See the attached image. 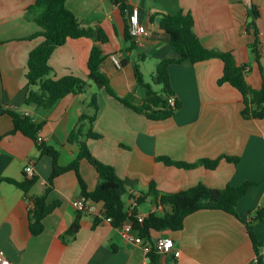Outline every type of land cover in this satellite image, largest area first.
<instances>
[{
    "label": "crops",
    "instance_id": "1",
    "mask_svg": "<svg viewBox=\"0 0 264 264\" xmlns=\"http://www.w3.org/2000/svg\"><path fill=\"white\" fill-rule=\"evenodd\" d=\"M68 0V7L85 27H102L109 36L113 53L101 69L121 95L132 93L136 104L143 103L145 87L138 84L134 65L143 66L154 60L156 66L164 58H175L177 51L167 32L161 28L162 14L180 11L194 18V29L203 44L210 48L234 53L239 65L247 64V81L254 88L264 85V0ZM36 0H0V178H25V166L32 164L39 176L29 197L41 195L53 170V158L42 155L36 142L22 132L9 134L14 128L7 110H16L41 123L39 135L46 144L60 150L61 166L72 162L79 147L68 138L84 113H93L91 94L96 92L99 111L94 130L102 135L88 139L92 154L115 167L117 174L131 191L148 192L152 182L163 192H176L198 183L212 188L227 184L240 185L247 180L255 183L238 204L239 218L224 210L202 209L191 213L180 230L152 232L146 245L156 249L159 237L170 236L181 251L160 254L159 264H256L254 243L243 220L252 219L256 208L264 206V118L243 114L242 93L230 83L220 84L224 62L212 58L193 63L185 61L169 66L170 80L182 107L164 120H153L126 106L105 89L91 86L86 92L70 93L52 108L45 109L26 103L27 63L31 51L43 37L32 36L41 30L29 15L28 8ZM257 5L260 45L257 53L250 44L254 33L247 29ZM139 10V18L148 34L132 49L125 37L130 13ZM94 40L89 37L70 38L57 47L51 57L56 77L74 74L83 78L89 72L88 59ZM113 56L126 59L116 66ZM146 79V77H145ZM195 164L179 167L159 157ZM223 156L237 157V163ZM202 159H219L215 168L201 163ZM200 162V163H199ZM80 173L89 192L98 185L99 173L87 160L80 162ZM83 199L75 171L59 175L49 202L60 205L45 220V229L34 235L30 228L29 199L17 185L0 183V249L16 264H143L147 257L145 244L131 243L120 228L103 218V203L92 202L81 220L76 237L65 243L62 234L77 216L75 202ZM127 206L130 197L126 196ZM139 213L162 214L151 197L139 205ZM102 217L94 226L95 217ZM255 231L264 240V221H255ZM153 246V247H152Z\"/></svg>",
    "mask_w": 264,
    "mask_h": 264
},
{
    "label": "trees",
    "instance_id": "2",
    "mask_svg": "<svg viewBox=\"0 0 264 264\" xmlns=\"http://www.w3.org/2000/svg\"><path fill=\"white\" fill-rule=\"evenodd\" d=\"M68 0H36V3L28 8L27 15L31 16L41 27L32 38L42 36L43 40L30 53L27 63V92L26 103L52 108L60 99L70 93L79 94L86 92L91 86L105 89L107 93L133 110L145 114L153 120H164L175 114L182 107L181 102L176 98L175 104L169 102L170 97H176L171 85L169 66L180 64L185 61L193 63L219 58L224 62V72L219 78L220 84L230 83L243 95L245 108L243 114L251 117L264 118V85L261 88H254L246 78L247 64L239 65L235 55L231 51H221L206 47L194 29V18L189 13L182 11L175 14H162L160 26L170 37L172 46L177 51L175 58L162 59L153 76L154 82L162 84L161 90H156L152 83L146 81L139 64L134 65L136 80L139 85L145 87L146 97L141 104H136L132 100V93L121 96L112 86L109 76L102 71L101 66L104 60L113 51L110 47V39L106 31L100 27H85L81 24L76 14L68 7ZM121 10L126 9L123 0H117ZM253 20L247 25V29L253 31L254 41L250 47L258 56V46L260 45V30L257 19L260 11L257 5L253 7ZM89 37L94 40L88 59L89 72L86 78L68 74L63 77H56L54 68L51 65V57L57 47L65 44L70 38ZM125 37L131 42L129 49L135 44V38L130 32L129 23L126 25ZM122 66L126 64V59H121ZM90 106L93 113H84L69 135V142L79 147L77 157L67 165L61 166L58 163L60 150L39 140L41 123L35 122L29 114L7 110L14 121V128L9 132L13 134L22 132L31 137L37 144L42 155H49L53 158V170L49 176L45 191L41 195L29 197L34 185L38 182L39 176L25 173V178L21 181L13 178H0L2 181H9L21 188L29 204L30 228L34 235L42 233L45 229V218L51 214L61 203L60 200L49 202L48 198L54 189L55 179L68 171H75L80 185L81 195L85 201L86 208L77 210V216L70 227L62 234L65 243L76 237L81 228V220L87 207L88 201L95 200L103 203V218L110 219L115 227H121L128 221H132L135 230L144 239V242L152 241V232L164 229L180 230L184 226L185 219L193 212L202 209L224 210L239 218L237 207L240 199L245 196L255 182L247 180L243 184H227L223 188H212L204 183H198L187 189L176 192H163L152 182L148 192L131 191L126 182L117 174L115 167L96 158L89 146L88 139H99L102 135L94 130V122L99 111V102L96 92L91 94ZM0 112L5 109L0 104ZM230 162L237 163L239 158L223 156ZM87 159L98 171L99 181L96 189L89 192L87 184L80 173V162ZM159 160L177 165L179 167H191L195 164L174 161L169 157L162 156ZM210 168H215L219 159H202ZM199 162V163H200ZM126 196L136 199L134 207L127 206ZM148 197H151L157 207L162 209V214L156 210L145 216L143 221H139V205ZM252 219L243 220L247 224L248 232L254 243L256 264H264V240L259 239L255 231V221H264V206L256 208ZM102 217L96 216L94 226L96 227ZM153 247V246H152ZM153 264H159L160 254L155 248L149 253Z\"/></svg>",
    "mask_w": 264,
    "mask_h": 264
},
{
    "label": "built area",
    "instance_id": "3",
    "mask_svg": "<svg viewBox=\"0 0 264 264\" xmlns=\"http://www.w3.org/2000/svg\"><path fill=\"white\" fill-rule=\"evenodd\" d=\"M129 27L130 32L135 38L137 42L141 41V37L148 34L147 26L141 22L139 18V10L138 8H134L129 16ZM113 60L116 64V66L121 67V59L117 56H113ZM176 101V97H170L169 102L174 105ZM39 140H43L42 136H39ZM25 172L29 175L34 174V167L32 164H28L25 166ZM130 207H134L136 204L135 198H130ZM32 206V202L29 204V208ZM75 206L77 210H83L86 208L85 201L83 199H79L75 202ZM139 221H143L145 216L140 214L139 215ZM110 220V219H108ZM120 228V231L122 233V236L125 238V240L134 243V244H145V250L147 252V257L145 258L143 264H153L152 259L149 255V253L152 251L151 246L146 245L144 242V239L141 235L138 234V232L135 230L133 222L128 221L124 225H122ZM156 251L160 254H174L176 257H179L181 254V251L175 247V243L172 237L170 236H162L159 237L156 241ZM264 253V251H263ZM257 258H255L256 260ZM0 264H16L13 262L8 256L5 254L3 250L0 249Z\"/></svg>",
    "mask_w": 264,
    "mask_h": 264
},
{
    "label": "rangeland",
    "instance_id": "4",
    "mask_svg": "<svg viewBox=\"0 0 264 264\" xmlns=\"http://www.w3.org/2000/svg\"><path fill=\"white\" fill-rule=\"evenodd\" d=\"M156 69H157L156 63L152 59L149 60L145 64V66H143V71L145 73L146 81L152 83V85L154 86L156 90H161L163 85L155 83L154 78H153V76H155L156 74ZM95 89H97L96 86H95Z\"/></svg>",
    "mask_w": 264,
    "mask_h": 264
},
{
    "label": "water",
    "instance_id": "5",
    "mask_svg": "<svg viewBox=\"0 0 264 264\" xmlns=\"http://www.w3.org/2000/svg\"><path fill=\"white\" fill-rule=\"evenodd\" d=\"M91 201L95 203V200H91Z\"/></svg>",
    "mask_w": 264,
    "mask_h": 264
}]
</instances>
